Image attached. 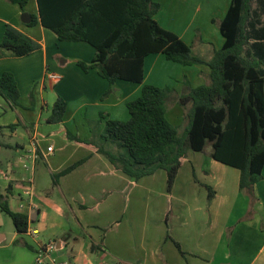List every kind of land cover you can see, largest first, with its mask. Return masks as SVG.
<instances>
[{
	"label": "crops",
	"instance_id": "1",
	"mask_svg": "<svg viewBox=\"0 0 264 264\" xmlns=\"http://www.w3.org/2000/svg\"><path fill=\"white\" fill-rule=\"evenodd\" d=\"M28 1L20 8L0 0V41L9 25L40 45L24 57L5 50L0 57V75L11 73L19 92L18 105L0 96V194L9 210L27 215L28 230L38 234L34 239L27 232L20 236L0 217V264H12L23 256L21 243L28 244L24 237L33 241L34 254L42 244L53 245L45 256L47 264H264V166L261 180L254 185L258 202L251 214L248 198L238 189L239 171L218 167L219 162L212 159L206 166L185 160L169 191L163 170L137 181L114 170L94 147L124 158L127 153L113 152L111 148L118 145L102 141L99 115L127 120L125 104L139 96L143 84L154 85L153 67L163 55L145 58L142 84L120 89H114V84L101 100L109 89L106 80L95 69L84 72L77 65L90 64L94 50L82 42L59 41L39 23L23 24V12L38 16L36 0H31L32 10L27 8ZM154 1L160 6L156 22L177 35L194 56L208 61L223 46L212 19H223L231 0ZM163 64L177 71L161 78L170 90L167 112L181 116L176 99L183 76L195 88L205 83L209 68ZM48 71L58 73L61 80H48ZM57 97L66 102V111L60 123H50L47 119ZM78 121L87 124L86 134L81 132L78 138L92 145L64 137V130L79 135ZM88 124L98 126L99 137H90ZM93 131L91 136L96 134ZM48 146L53 147L51 153L46 152ZM206 187L213 191L211 199ZM144 195L147 202L142 211ZM100 230L104 233L99 234ZM17 239L20 244L15 245ZM32 259L26 255L27 264Z\"/></svg>",
	"mask_w": 264,
	"mask_h": 264
},
{
	"label": "trees",
	"instance_id": "2",
	"mask_svg": "<svg viewBox=\"0 0 264 264\" xmlns=\"http://www.w3.org/2000/svg\"><path fill=\"white\" fill-rule=\"evenodd\" d=\"M5 1L20 8L27 4V0ZM36 4L38 16L30 15L27 26L39 23L59 41L82 42L94 50L90 64L77 65L84 72L95 69L106 80L109 89L101 100L117 81L142 84L144 61L150 54H162L167 61L182 66H207L209 73L201 86L192 88L183 76L182 92L176 99L178 105L187 107L183 137L166 119L170 90L143 84L139 96L125 104L127 120L99 115L104 126L102 141L118 143L126 150L127 158L94 148L114 170L132 181L163 170L169 191L187 158L186 149L201 152L208 142L212 160L239 171L238 189L248 198L251 214L258 202L254 185L261 180L264 166L263 0H231L224 18L212 19L224 42L208 61L194 56L177 35L156 22L154 16L160 6L154 0H36ZM39 48L30 37L5 26L0 57L3 50L24 57ZM33 95L31 91L32 105ZM0 96L18 105L17 83L9 72L0 75ZM65 111L66 102L57 97L47 121L60 123ZM63 133L73 143L91 144L67 130ZM206 188L211 199L213 191ZM0 210L10 218L16 234H26L27 215L9 210L1 194ZM14 244H20L19 239ZM21 244L30 248L25 242Z\"/></svg>",
	"mask_w": 264,
	"mask_h": 264
},
{
	"label": "rangeland",
	"instance_id": "3",
	"mask_svg": "<svg viewBox=\"0 0 264 264\" xmlns=\"http://www.w3.org/2000/svg\"><path fill=\"white\" fill-rule=\"evenodd\" d=\"M28 10H32V1H28V6H27ZM23 13H27V12H23ZM28 14V13H27ZM161 60H158L156 61V64L154 65L153 67V75L151 76V80L154 81V86L162 89V88H165L164 85H162V76H166L167 74H172V75H175L177 71H173L171 68L167 69L166 66H164L163 63H167L170 65H174L172 62H169L167 61L166 59H164L163 56H161ZM146 75H147V72H146ZM123 85H130L132 87H137L136 84H133V83H130V82H126V81H117L115 83V86H114V89H117V88H121ZM173 101H170L169 100V105L168 106H172ZM126 108V106H125ZM186 108L185 106L183 105H178L177 109L180 111L181 113V116H177L175 117L174 113L171 112L169 113L170 111L167 112V115H166V119L167 121L176 129L177 131V134L179 137H183L184 136V130L186 128V125H187V119H186ZM127 111V109H126ZM79 125H78V128H79V135L76 134V135H73V136H77V137H82L81 136V132L83 133L84 132V129L86 130L87 128V124L84 123L83 121H78ZM82 123V124H81ZM43 129V127H42ZM96 131V134L94 136H91L92 134H94V131ZM88 132H90V137H99L98 133L97 132H100L98 131V126L95 127V125H91V124H88ZM84 134H86V131L84 132ZM84 137H87V136H84ZM96 141V140H95ZM71 143V142H70ZM111 143H116V142H111ZM118 146L117 148H115V150H113V148H111L113 152H116V153H120V154H124L125 155V149L122 148L121 146H119L118 143H116ZM45 148V147H44ZM46 149V148H45ZM43 149V151L45 150ZM47 152V151H46ZM186 156H187V159L186 160H189L190 163L192 162L193 164H201L202 162L204 163L203 165L206 166L208 162L211 161V152H212V147H211V144L210 143H206L203 150L201 152H193L191 149H186ZM126 158H127V154H126ZM40 167H44V163L41 161L40 163ZM188 164H186V166L184 167H188ZM227 167L228 168V171H230V169H232L231 171H235L234 168H230L224 164H221L219 163L218 164V167ZM208 167V166H207ZM230 168V169H229ZM147 200V196L144 195L142 198H141V204H140V208L141 210L143 211L145 209V204H146V201ZM130 208L131 206L128 208L127 210V216L129 215V212H130ZM0 217L5 221V223L7 222L9 224V226L11 227L12 226V222L11 220L9 219V217L0 211ZM149 218V217H148ZM150 221V220H149ZM99 234H103L104 231L100 230L98 232ZM81 237H84V234L82 233V236ZM25 240H27L28 242V245L30 248H35V245L33 244V241L31 240H28L27 238L24 237ZM30 248H25L22 250V253H23V256L22 257H16L11 263L12 264H27V260H26V255H31L32 256V262L31 264H36V253L34 254L33 250H31ZM37 248V247H36ZM38 249V248H37Z\"/></svg>",
	"mask_w": 264,
	"mask_h": 264
},
{
	"label": "built area",
	"instance_id": "4",
	"mask_svg": "<svg viewBox=\"0 0 264 264\" xmlns=\"http://www.w3.org/2000/svg\"><path fill=\"white\" fill-rule=\"evenodd\" d=\"M46 78L50 81H52L53 83H57L61 80V76L58 73H54V72H47L46 73ZM47 153H51L53 151V147L52 146H48L46 148ZM37 158V155H34V159ZM24 168L27 169V165L24 164L23 165ZM27 233H29V235L34 239L36 237V235L38 234V232L36 230H28L27 227ZM54 249L53 245L51 243H45L42 244L38 247L37 251H36V264H47V262L45 261L46 259V255L50 252H52ZM50 262V261H49ZM51 262L53 263L54 260H51Z\"/></svg>",
	"mask_w": 264,
	"mask_h": 264
},
{
	"label": "water",
	"instance_id": "5",
	"mask_svg": "<svg viewBox=\"0 0 264 264\" xmlns=\"http://www.w3.org/2000/svg\"><path fill=\"white\" fill-rule=\"evenodd\" d=\"M20 20L23 24L28 25L31 22V16L27 13H22L20 16Z\"/></svg>",
	"mask_w": 264,
	"mask_h": 264
}]
</instances>
